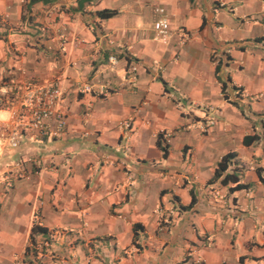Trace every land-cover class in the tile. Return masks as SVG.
Here are the masks:
<instances>
[{"label":"crops","instance_id":"obj_1","mask_svg":"<svg viewBox=\"0 0 264 264\" xmlns=\"http://www.w3.org/2000/svg\"><path fill=\"white\" fill-rule=\"evenodd\" d=\"M27 2L0 0V79L58 77L68 134L0 144V264H264V0ZM229 152L236 190L214 180Z\"/></svg>","mask_w":264,"mask_h":264},{"label":"built area","instance_id":"obj_2","mask_svg":"<svg viewBox=\"0 0 264 264\" xmlns=\"http://www.w3.org/2000/svg\"><path fill=\"white\" fill-rule=\"evenodd\" d=\"M57 8L48 7L45 14L49 16L54 13ZM163 13V9H158ZM156 34L158 38L166 43L172 34H176L185 42L189 38V34L185 28L181 27L177 31L170 28V24L166 17L158 18L155 24ZM65 43L64 35L60 34V44ZM128 82L134 84L136 82V66L132 65L129 72ZM87 91L92 86L84 87ZM98 94L102 97L116 92L111 88L110 84L102 85ZM169 96H172L169 94ZM62 97V88L58 77H53L44 82L32 78L28 75L26 68L18 65L12 66V70L5 77L0 79V110L5 109L9 115L7 118H0V144L2 146L16 147L24 140H32L42 142L47 139H62L68 134V118L66 113L59 108V102ZM89 112H85L88 116ZM128 126V123L124 124ZM205 130V127H202ZM161 135L164 139H168L171 130H161L157 135ZM21 161H16L13 167L20 168ZM48 241L43 246L48 247ZM195 254L200 259L197 249L189 250L188 255Z\"/></svg>","mask_w":264,"mask_h":264},{"label":"trees","instance_id":"obj_3","mask_svg":"<svg viewBox=\"0 0 264 264\" xmlns=\"http://www.w3.org/2000/svg\"><path fill=\"white\" fill-rule=\"evenodd\" d=\"M38 1H41L43 3H50V2H54L55 0H28L27 4H25L26 5L25 9L28 10L30 5H32V3H35ZM115 13L116 11L114 10H102V11H98L97 15L99 18H108V17L113 16ZM1 36L2 34H0V37ZM256 137H257L256 134L247 135L245 136L244 141L246 144H249ZM165 153L166 151H164V154ZM234 155H235L234 152H229L225 154L224 156H222L221 160L217 164V167L215 169V174H214V180L220 178L221 183L225 185L228 184L229 182L235 183L234 186L229 187L230 190H236V189L245 187L244 184L239 183L238 176L235 173L227 172L228 163L231 160V158L234 157ZM262 172H264V168H257V174L259 176V180L264 185V177L261 174ZM181 207H190V206H181ZM39 232H42V233L46 232V228L39 226V225H33L31 228L30 236H29L31 242L34 241V235ZM27 251H28V247L26 248V252Z\"/></svg>","mask_w":264,"mask_h":264},{"label":"rangeland","instance_id":"obj_4","mask_svg":"<svg viewBox=\"0 0 264 264\" xmlns=\"http://www.w3.org/2000/svg\"><path fill=\"white\" fill-rule=\"evenodd\" d=\"M57 11V9L55 10V12ZM54 12V13H55ZM54 20H56V22H57V15L55 14V16H54ZM44 31V30H43ZM45 32V31H44ZM0 34H1V32H0ZM3 37H5L3 34H2V36L0 37V38H3ZM28 71V70H27ZM28 75L30 76V77H32V78H35L36 79V77L35 76H33V75H31L29 72H28ZM88 106H90V104H88ZM86 111H90V109H87ZM251 115H254L253 113H250ZM4 115H6V113L4 114ZM256 116H257V114H255V118H256ZM39 143V142H38ZM57 146H56V144H55V142H54V140L53 139H47V141H46V146H45V151H44V153H45V155H49V154H51L52 153V151L53 150H55V148H56ZM10 149V148H9ZM37 153V152H36ZM9 154V153H8ZM32 155H35V154H32ZM7 157H8V155H6ZM7 157H5V158H7ZM30 157H32V158H34V159H36L35 157L36 156H30ZM237 175H238V173H236ZM33 225H38V224H33ZM32 225V226H33ZM37 234V233H36ZM210 240V239H209ZM207 241L206 243H205V241L204 240H202L201 242H199V244L198 245H196L195 246V248H198L200 251H201V249H202V247H205L206 245H208V246H210L211 245V241ZM44 243V242H43ZM43 243H41V244H38L37 245V249H36V251L37 252H42V250H43ZM33 245H35V237H34V241L33 242H31L30 241V237H29V245H28V247L30 246L31 248H33Z\"/></svg>","mask_w":264,"mask_h":264},{"label":"clouds","instance_id":"obj_5","mask_svg":"<svg viewBox=\"0 0 264 264\" xmlns=\"http://www.w3.org/2000/svg\"><path fill=\"white\" fill-rule=\"evenodd\" d=\"M162 42V41H161ZM137 69V68H136ZM129 72H130V70H129ZM129 75V74H128ZM136 80H137V76H136ZM90 86H92V85H90ZM93 90V86H92V89L90 90V91H92ZM99 95V94H98ZM99 97H102L101 95H99ZM168 97H172V96H169V94H168ZM68 118V117H67ZM158 136H159V134L158 135H156V137L158 138ZM195 249H197L198 250V252H199V256H200V258H201V255H200V250L198 249V248H195ZM189 252V251H188ZM187 255H188V253H187ZM193 255V254H192ZM188 256H190V255H188Z\"/></svg>","mask_w":264,"mask_h":264}]
</instances>
